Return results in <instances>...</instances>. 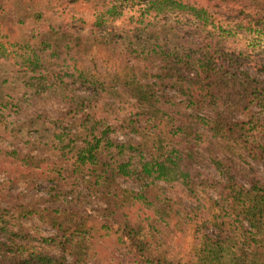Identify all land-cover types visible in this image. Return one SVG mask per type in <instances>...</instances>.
<instances>
[{
  "label": "trees",
  "instance_id": "1",
  "mask_svg": "<svg viewBox=\"0 0 264 264\" xmlns=\"http://www.w3.org/2000/svg\"><path fill=\"white\" fill-rule=\"evenodd\" d=\"M251 163L264 0H0V264H264Z\"/></svg>",
  "mask_w": 264,
  "mask_h": 264
},
{
  "label": "rangeland",
  "instance_id": "2",
  "mask_svg": "<svg viewBox=\"0 0 264 264\" xmlns=\"http://www.w3.org/2000/svg\"><path fill=\"white\" fill-rule=\"evenodd\" d=\"M40 1H44V0H40ZM91 55L93 57L101 59L104 62V66L106 67L107 73L109 76H113L115 74H120L121 76H123L126 74V71L128 70V69L127 70L122 69L119 61L110 57L109 54L99 46H95L93 48V50L91 51ZM251 164L257 170V173L264 180V163H260V164L251 163ZM241 165L246 167V168L248 167L247 164L244 163V161H242ZM46 185L47 184H41L38 189L44 193ZM28 225L33 226L34 229L37 227V229L39 231L43 232L45 235L50 233V229H48L44 226H37L36 223H30V224L28 223ZM187 240L189 242L192 240V229L188 232Z\"/></svg>",
  "mask_w": 264,
  "mask_h": 264
}]
</instances>
